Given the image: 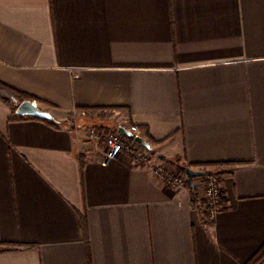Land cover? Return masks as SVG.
<instances>
[{
	"label": "crops",
	"instance_id": "crops-1",
	"mask_svg": "<svg viewBox=\"0 0 264 264\" xmlns=\"http://www.w3.org/2000/svg\"><path fill=\"white\" fill-rule=\"evenodd\" d=\"M17 92L58 124L16 117ZM131 126L156 165L222 174L213 220L88 137ZM263 246L264 0H0V264H246Z\"/></svg>",
	"mask_w": 264,
	"mask_h": 264
},
{
	"label": "built area",
	"instance_id": "built-area-1",
	"mask_svg": "<svg viewBox=\"0 0 264 264\" xmlns=\"http://www.w3.org/2000/svg\"><path fill=\"white\" fill-rule=\"evenodd\" d=\"M131 132L134 136H139L138 126H131ZM88 137L101 143L105 149L108 159H115L120 154L126 153L137 164L150 166L155 176L161 178L174 189H180L186 186L187 177H179L177 169H169L164 165H156L155 158L148 149L135 140L134 137H128L118 129L108 127H91L88 129ZM206 185L201 202L204 205L206 216L213 220L218 211L224 207V196L221 186V180L218 176L207 174Z\"/></svg>",
	"mask_w": 264,
	"mask_h": 264
},
{
	"label": "water",
	"instance_id": "water-1",
	"mask_svg": "<svg viewBox=\"0 0 264 264\" xmlns=\"http://www.w3.org/2000/svg\"><path fill=\"white\" fill-rule=\"evenodd\" d=\"M16 114L19 116H30L48 119L54 122L57 121L52 113L46 110H42L33 100L30 99L22 100L20 102V104L17 106ZM118 130L126 136L134 137L135 140L143 145L146 149H148L150 152H154V148L152 147V145L142 137L134 136V134L131 131H128L125 127H119ZM157 155L160 157H165L162 153H158ZM204 175V170L194 169L192 167L187 168V176L192 185L194 183V178L203 177Z\"/></svg>",
	"mask_w": 264,
	"mask_h": 264
},
{
	"label": "trees",
	"instance_id": "trees-1",
	"mask_svg": "<svg viewBox=\"0 0 264 264\" xmlns=\"http://www.w3.org/2000/svg\"><path fill=\"white\" fill-rule=\"evenodd\" d=\"M23 99H32L31 96L29 95H26V94H22L21 92H17ZM16 117L18 118H36V119H41V120H44L46 122H50V123H55V124H58L57 122H54V121H51V120H48V119H42V118H38V117H30V116H19V115H16ZM171 164L176 167L177 169V172H178V176L179 177H187V168H189L190 166L188 165H181L179 164L178 162H174L172 161ZM82 167H84V161L82 160ZM207 174H213V175H216L218 176L219 178L221 177V173L219 172H212V171H208V170H205V176ZM186 186L187 188L190 189L191 191V194H192V200L194 203L198 204L199 203V200H198V193H197V189H196V186L192 185L189 181V179L187 180L186 182ZM264 259V246L246 263V264H259L262 260Z\"/></svg>",
	"mask_w": 264,
	"mask_h": 264
},
{
	"label": "rangeland",
	"instance_id": "rangeland-1",
	"mask_svg": "<svg viewBox=\"0 0 264 264\" xmlns=\"http://www.w3.org/2000/svg\"><path fill=\"white\" fill-rule=\"evenodd\" d=\"M175 169H176V167H175ZM200 170H206L205 168L203 169H201V168H199ZM220 180H221V177H220ZM206 177H196V178H194V183H193V185L194 186H198V190H199V192H200V194L201 195H199L198 194V200H199V203L201 202L200 201V199L201 200H203V194H204V189H205V185H206ZM259 264H264V259L259 263Z\"/></svg>",
	"mask_w": 264,
	"mask_h": 264
}]
</instances>
